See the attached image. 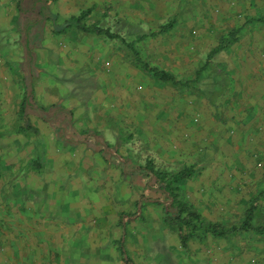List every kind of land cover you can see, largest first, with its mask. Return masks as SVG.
<instances>
[{"label": "rangeland", "instance_id": "rangeland-1", "mask_svg": "<svg viewBox=\"0 0 264 264\" xmlns=\"http://www.w3.org/2000/svg\"><path fill=\"white\" fill-rule=\"evenodd\" d=\"M261 17L264 0H0L2 193L57 194L54 225L80 230L86 264H126L121 249L133 264H189L209 225L235 229L224 239L263 229ZM127 45L188 85L156 80ZM144 167L193 169L176 193L200 229L167 225L168 194Z\"/></svg>", "mask_w": 264, "mask_h": 264}, {"label": "crops", "instance_id": "crops-1", "mask_svg": "<svg viewBox=\"0 0 264 264\" xmlns=\"http://www.w3.org/2000/svg\"><path fill=\"white\" fill-rule=\"evenodd\" d=\"M21 196L23 198L3 194L0 180V264H86V256L80 248L84 240L80 230L75 227L62 235L52 220L64 206H54L48 201L60 200V197L43 193L38 199L45 201L33 204L22 202L32 198L31 193ZM9 199L17 201L12 208L6 203ZM9 208L12 214L8 213ZM58 218L68 220L66 215ZM236 231L234 239L209 236L211 239L191 249L189 264H264V236L258 238L253 230L239 228ZM62 239L66 240V246L61 243Z\"/></svg>", "mask_w": 264, "mask_h": 264}, {"label": "trees", "instance_id": "trees-1", "mask_svg": "<svg viewBox=\"0 0 264 264\" xmlns=\"http://www.w3.org/2000/svg\"><path fill=\"white\" fill-rule=\"evenodd\" d=\"M45 9H42V12H44ZM73 24L78 23V19H72L70 20ZM252 23L254 22H259V23H264V17L258 18L256 20L251 21ZM171 27V24H168L164 27H162L159 31V33H164L166 32L169 28ZM86 31H89V29L83 28ZM92 32L95 34H104L108 36L109 38L112 39H117L121 42H124L119 36H116L109 31H102L99 28L93 29ZM153 33L151 34L152 36H155ZM234 34L231 35L229 39H226L221 42V44L217 47V49L214 51L218 52L221 50H224L227 48L230 44L235 42ZM131 48L133 56L136 60V62L140 65V67L151 74L156 80L164 82V83H170L173 86H180V87H186L188 84L187 83H182L181 81H178L175 79L172 75L167 74L163 71H160L158 69H155L151 66H149L144 60H142L138 54V52L131 46L127 45ZM30 97H27L24 99V103L22 106V113L24 115V120L26 125L29 127V121L26 119V111L27 109H34L35 108L31 105L29 102ZM148 171V174H152V176L156 179V182L158 183L159 187L161 190L166 192L168 194V199L170 200V203H168V207H166V217H165V222L167 225L170 227L172 226H177L179 229L183 228H190L193 232L200 229L201 226H203V222L199 218V215H197L190 206L187 204L178 201L177 200V187L176 185L184 181L186 179L191 178L194 175V171L191 168H185L177 173H174L172 175H167L166 173H161V172H155L153 171L152 168L150 167H144L143 169H140V171ZM248 220H250V217H248ZM248 221H246L242 226L241 230H253L256 234L264 236V228L263 229H254ZM206 233H210L215 236H226V230L219 229L218 225H209L206 229H204ZM235 230V229H234ZM231 229L228 233H231L234 231ZM182 237V247H186V242H187V237L181 236ZM121 258L126 264H133L132 261L127 257L126 253L121 249Z\"/></svg>", "mask_w": 264, "mask_h": 264}]
</instances>
